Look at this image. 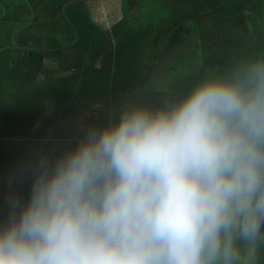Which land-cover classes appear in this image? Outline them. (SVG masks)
<instances>
[{"label":"clouds","instance_id":"1","mask_svg":"<svg viewBox=\"0 0 264 264\" xmlns=\"http://www.w3.org/2000/svg\"><path fill=\"white\" fill-rule=\"evenodd\" d=\"M103 111L10 179L0 264H264V52Z\"/></svg>","mask_w":264,"mask_h":264},{"label":"trees","instance_id":"2","mask_svg":"<svg viewBox=\"0 0 264 264\" xmlns=\"http://www.w3.org/2000/svg\"><path fill=\"white\" fill-rule=\"evenodd\" d=\"M23 1L0 3V215L7 212L5 198L9 193L10 179L19 177L41 149L53 146V141L62 143L78 135L82 122L73 115L78 108L68 100L72 85L68 83L66 86L63 82L65 86L59 92L58 82L48 70L40 73L39 80L40 71L26 72L27 68L37 66L34 64L38 63L40 55L33 53L35 58L31 62L33 57L29 60L23 54L18 41L24 34L58 39L60 48L50 51L47 48L56 64L63 65L69 59L82 62L91 58L88 67H93L100 56L103 67L141 66L155 51L159 58H163L165 55L159 51V46L166 49L162 41H169L173 44V51L179 53L182 64L184 60L185 66L196 69L188 78L175 75L177 81L170 95L167 90L157 89V96L163 94L170 100L181 98L187 93L186 89H191L204 78L205 70L198 63L205 67L219 66V71H223L240 58L264 52V0H151L158 6L150 7L132 3L139 0H120L119 10L123 16L112 15L110 11L106 18L114 16L123 20L117 22L118 19L112 18L108 30H103L95 21L94 3L99 0ZM109 2L113 1L108 0L107 4ZM166 6L172 11L170 15ZM39 8L42 16H38ZM139 8L143 9L140 15ZM29 14L34 17L30 21ZM167 17L177 27L192 25L194 30H187L189 39L178 35V39L170 37L171 29L167 31L159 27L154 32L138 27L143 21L161 22ZM157 37L160 42L152 48ZM192 38L198 43H190ZM106 42L108 47H103ZM176 43L182 52L178 51ZM102 47L106 50L103 55ZM128 54L133 57L125 60ZM39 65L42 66L43 62ZM51 105L55 106V112H52ZM30 185V177L24 176L16 179L13 191L27 200Z\"/></svg>","mask_w":264,"mask_h":264},{"label":"crops","instance_id":"3","mask_svg":"<svg viewBox=\"0 0 264 264\" xmlns=\"http://www.w3.org/2000/svg\"><path fill=\"white\" fill-rule=\"evenodd\" d=\"M121 7V5H119ZM119 6L117 7L119 10ZM111 14L112 9H111ZM112 18L118 19L117 22L123 20L118 17L105 16V23H103L102 28L103 30H108L110 27L109 20ZM113 23H111L112 25ZM157 33V32H156ZM24 40L27 41L25 46H22L20 41ZM20 46L23 47V54L29 58H32L31 62H33L35 55L33 53H38L40 58H38L37 62L35 63V67L27 68L26 72L30 73L35 69L38 73V80L41 79V74L48 70L49 73L53 74L54 80L58 82V91L61 92L63 87L67 86L69 83L72 85V93L71 96L68 97L70 103H73L78 108V113L74 112L73 115L80 118L81 121L84 120L85 114H89L93 118L98 117L100 122H103L106 119V113L103 111V107L112 105L113 107L118 106L123 102H137L141 104H145L151 107H159L164 103L167 99L166 95H156L157 89H161L164 91H168L170 95L173 89H169V87L164 86L162 83L163 80H167L166 74L172 71L173 69L180 67V66H173L170 70L164 72L159 66L150 65L151 61H154L153 58L158 57L155 55L151 56V58L146 62V66H124L122 67H103L101 64L102 58L100 56L99 60L94 63L93 67H88L91 62L90 59H85L82 62H77L76 60L73 61L69 59L67 63L63 65H58L56 62L50 57H48L45 62L41 54L47 53V49L40 50L38 46L36 48V43L34 39V35L24 34L22 38H20ZM106 41V40H105ZM159 38L157 37L156 40L153 42V47H157ZM108 47V43L103 45V47ZM60 48L61 46L58 44L57 46ZM101 48V55H103L105 48ZM56 49V47H55ZM170 49H166L169 51ZM50 51V50H48ZM103 51V52H102ZM133 57V54H128L127 59ZM159 58V57H158ZM168 58H160L161 61L169 60ZM39 62H43L44 67L39 65ZM180 65L182 62L179 61ZM45 63V64H44ZM176 64V62L174 63ZM173 64V65H174ZM46 66V67H45ZM204 68V76L210 73L208 70V66H201ZM216 71H219V66H216ZM164 72L162 76H158L160 73ZM158 76L155 80H157V84L150 83L154 76ZM170 75V74H169ZM177 81V80H176ZM65 82V84H63ZM169 82V81H168ZM84 92V95L82 94ZM178 97H175V100ZM171 99V98H170ZM55 104V101H54ZM50 108L52 112H55V106L51 105ZM81 125V124H80Z\"/></svg>","mask_w":264,"mask_h":264},{"label":"rangeland","instance_id":"4","mask_svg":"<svg viewBox=\"0 0 264 264\" xmlns=\"http://www.w3.org/2000/svg\"><path fill=\"white\" fill-rule=\"evenodd\" d=\"M9 1L10 0H0V3H3V2L8 3ZM14 1L15 2H21V1L24 2L23 0H14ZM107 1H105V0H99V1H96L94 3V11H95V14H96L95 21L100 26L103 25V23H105L106 13H110L111 6H112V13H114V14L117 13L118 16H120V17L123 16L122 15V10H117V7L122 4V1H120V0H118V1L117 0H112L113 2H111V3L109 2L108 4H107ZM138 2L141 3L144 6H149V7L151 5L158 6V4H156V2L151 1V0H139L137 2H132V3L138 4ZM166 7H167V13L170 15L172 13V11H171L170 7H168V6H166ZM39 13L40 14H38V16L41 15L40 8H39ZM142 13H143V9L139 8L138 9V14L140 15ZM27 18L30 21L34 17L31 14H29L27 16ZM167 18L168 19L162 20L161 22L160 21H156V20L154 22H152V21L151 22H149V21L148 22L143 21L142 23H138V27L143 28L142 29L143 31H154V32L156 30L158 31L159 30V27L162 28V29H165L167 31L170 30V29H171L170 31H173L174 29H176L175 30V33L178 34V36H182L184 38L189 39V34H188L189 31H191V29L194 30V28H193L192 25L185 24V25H180V26L177 27L174 24V21L170 19V17H167ZM187 30H189V31H187ZM182 37H181V39H182ZM34 39H35V43H36V48L39 46L40 47V50H45L47 48H48V50H50V49H53V48H55V47L58 46V43H57V40L58 39H53L52 40V38L48 39V38H46L43 35H36V34L34 35ZM159 42L160 41H158L157 43H159ZM188 42H189V40H188ZM20 43H21L22 46H25L26 43H27V41L24 42V40H22V41H20ZM162 43H165L166 44V47L169 48V49L172 46V49L169 50L170 51L169 53L166 52L165 47L162 48V45L159 46V51L161 50L162 53L165 55V56H163V58L164 57L165 58L170 57V59L169 60H165V61H161L160 58L155 57V58H153L154 61H151L149 64L150 65L159 66V68H161L164 72L170 70L171 68H173V66H180V67H177V68L173 69L175 71H172L171 73L169 72L168 74L165 75V76H167L166 78L168 79L169 82L167 80H163L162 81V83L164 84V86L169 87V89H173V86H174V84H175V82L177 80V78H174L175 75L178 76L179 74H182V75H185V77L187 76V78H188V75L190 77L196 69H191L190 66H185V64H186L185 62L186 61H184V60H183V64L180 65L179 64L180 63L179 61L181 60V58H179V53L176 50L173 51V44L171 42H169V41H165V42L162 41ZM190 43L196 44V43H198V40H196L195 38H192V41ZM175 46L178 47V51L180 50L182 52V50L180 49L181 48L180 45H178L176 43ZM189 47H191V45ZM183 50H184V48H183ZM155 52H156L155 55H157V51H155ZM50 55H51L50 53L48 55H47V53L41 54V56L43 57L44 62H45V60L48 57H50ZM175 62H176V64H174ZM198 66H203V65H201L200 63H198ZM207 69L210 70V72H213V71H216V66L215 65L209 66ZM164 72L160 73L158 76H162L163 74H165ZM158 76L155 75L152 78V80H151L150 83L157 84V80H155V79ZM180 84L181 85L183 84V81L181 79H180ZM188 91H190V89H186L185 92H188Z\"/></svg>","mask_w":264,"mask_h":264},{"label":"flooded vegetation","instance_id":"5","mask_svg":"<svg viewBox=\"0 0 264 264\" xmlns=\"http://www.w3.org/2000/svg\"><path fill=\"white\" fill-rule=\"evenodd\" d=\"M176 35H178V34L175 33V29H174L173 31H170V33H169V36H170V37H175ZM176 39H178L177 36H176ZM180 40H181V39H180ZM171 48H172V46L170 47V50H171ZM166 49H169V48L166 47ZM166 52L169 53L170 51H166ZM146 64H147V63H144L143 66H146Z\"/></svg>","mask_w":264,"mask_h":264},{"label":"water","instance_id":"6","mask_svg":"<svg viewBox=\"0 0 264 264\" xmlns=\"http://www.w3.org/2000/svg\"><path fill=\"white\" fill-rule=\"evenodd\" d=\"M173 1H176V0H173Z\"/></svg>","mask_w":264,"mask_h":264}]
</instances>
